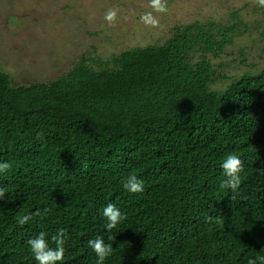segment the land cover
Listing matches in <instances>:
<instances>
[{"label": "trees", "instance_id": "obj_1", "mask_svg": "<svg viewBox=\"0 0 264 264\" xmlns=\"http://www.w3.org/2000/svg\"><path fill=\"white\" fill-rule=\"evenodd\" d=\"M236 27L0 69V264H264V69L210 90Z\"/></svg>", "mask_w": 264, "mask_h": 264}, {"label": "rangeland", "instance_id": "obj_2", "mask_svg": "<svg viewBox=\"0 0 264 264\" xmlns=\"http://www.w3.org/2000/svg\"><path fill=\"white\" fill-rule=\"evenodd\" d=\"M194 23L237 26L232 44L207 56L222 77L210 90L264 69V0H0V69L14 86L47 83L81 58L99 69L98 60L162 45Z\"/></svg>", "mask_w": 264, "mask_h": 264}]
</instances>
